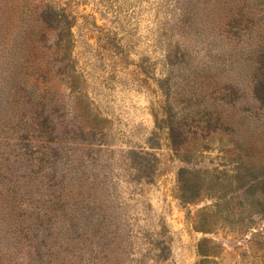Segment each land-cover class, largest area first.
<instances>
[{"label":"rangeland","instance_id":"obj_1","mask_svg":"<svg viewBox=\"0 0 264 264\" xmlns=\"http://www.w3.org/2000/svg\"><path fill=\"white\" fill-rule=\"evenodd\" d=\"M263 42L264 0H0V264H199L202 239L264 264V218L203 231L215 200L177 198L181 167L234 173L216 113L264 129Z\"/></svg>","mask_w":264,"mask_h":264},{"label":"trees","instance_id":"obj_2","mask_svg":"<svg viewBox=\"0 0 264 264\" xmlns=\"http://www.w3.org/2000/svg\"><path fill=\"white\" fill-rule=\"evenodd\" d=\"M54 10L50 7L43 16L55 15ZM253 62L257 83L252 92V100L264 110V42L257 50ZM216 116L233 134L232 144L235 146L234 152L238 155L234 159L237 162L234 173L210 175L208 170L181 167L177 172V198L182 203H192L203 198L215 200L213 210L204 213L200 224L203 231L229 228L232 232L243 233L254 227L259 221L258 218H264V129L259 131L254 141L250 143L248 137L237 136L240 130H250L241 128L239 120L242 115H238L237 111L232 109L226 113L218 112ZM211 120L213 117H209L208 121ZM259 120L264 122V113L259 116ZM168 128L172 148L177 152L180 149L185 150L177 153V156L185 161H191L195 152L183 144L184 141H188L187 131L179 128L176 130L172 123H168ZM216 131L214 128H208L204 137L208 138L211 132ZM251 135L253 133L251 134L250 130L248 136ZM192 137L200 138L198 131H194ZM198 250L202 256L199 264H216L210 256H215L217 251L209 247L207 239L199 241Z\"/></svg>","mask_w":264,"mask_h":264}]
</instances>
